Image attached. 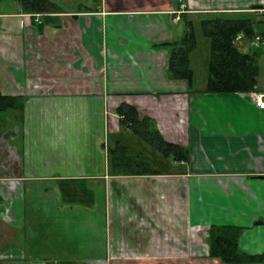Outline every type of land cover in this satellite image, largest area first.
<instances>
[{
  "label": "crops",
  "instance_id": "0c3cea01",
  "mask_svg": "<svg viewBox=\"0 0 264 264\" xmlns=\"http://www.w3.org/2000/svg\"><path fill=\"white\" fill-rule=\"evenodd\" d=\"M52 1L61 12L37 18L0 0V90L23 101L0 120V264H228L211 255L214 227L264 255V109L254 92H206L191 57V82L169 68L208 14L252 15L264 31V0ZM123 102L188 147L189 162L111 175L116 134L148 148L122 128ZM70 181L93 202H66Z\"/></svg>",
  "mask_w": 264,
  "mask_h": 264
},
{
  "label": "trees",
  "instance_id": "16d2710c",
  "mask_svg": "<svg viewBox=\"0 0 264 264\" xmlns=\"http://www.w3.org/2000/svg\"><path fill=\"white\" fill-rule=\"evenodd\" d=\"M20 10L31 15L40 14L48 17L61 12V8L52 0H15ZM252 16V15H251ZM250 15L229 17L226 14H208L201 20L203 31L211 39L206 92L209 93H248L258 91L261 72L263 43L253 45L255 36L264 31L256 28L255 20ZM243 35L249 40L248 51H242L235 38ZM196 47L195 32L190 28L176 44L170 58V72L173 76L193 79L190 65V53ZM19 97L4 95L0 90V112L22 108ZM122 128L130 130L146 148H133L122 140V134L115 135L108 146V170L111 175H154L171 173V161L188 163V147L169 141L159 131L154 120L149 116H140L136 106L126 102L116 108ZM159 155L160 157H158ZM63 197L68 203L91 204L93 194L80 181H70L63 186ZM239 230L230 227H214L211 231L210 250L213 257H218L228 264L264 263V255H252L240 250Z\"/></svg>",
  "mask_w": 264,
  "mask_h": 264
},
{
  "label": "rangeland",
  "instance_id": "374dc122",
  "mask_svg": "<svg viewBox=\"0 0 264 264\" xmlns=\"http://www.w3.org/2000/svg\"><path fill=\"white\" fill-rule=\"evenodd\" d=\"M3 8L5 9V7H3ZM253 18L255 20H257L255 16H253ZM258 21L259 20H257L255 22L256 28L261 27V24L258 23ZM182 24H185V23H182ZM194 32H195V39H196V47L193 50V52L191 53L190 57H191V63L193 65V69L195 71V75L197 76V78L199 77L202 80L204 77L207 76L206 72H208V69H209V60H210V55H211V39L205 35L200 22L197 23L196 30ZM238 44L241 48H244L245 50H247L248 45H249V40L246 38L245 40L239 42ZM5 116H6V112L1 111L0 112V120L1 121L4 120ZM6 119H8V118L6 117ZM1 130H3V131H1ZM0 131L3 132L2 134L4 135L5 132H7L8 130H6V128L4 126L2 129H0ZM4 140L5 139L1 138V141H4ZM6 153L7 152H5V154ZM1 230H3L2 227H0V231ZM5 232L3 231V233H5ZM196 264H202V262L196 261Z\"/></svg>",
  "mask_w": 264,
  "mask_h": 264
},
{
  "label": "built area",
  "instance_id": "2783aa9c",
  "mask_svg": "<svg viewBox=\"0 0 264 264\" xmlns=\"http://www.w3.org/2000/svg\"><path fill=\"white\" fill-rule=\"evenodd\" d=\"M37 18L40 17L41 15L40 14H36L35 15ZM38 20V19H37ZM39 23H41V20L39 19L38 20ZM243 38V35H238L236 38H235V41H240L241 39ZM264 43V37L262 35L260 36H255L251 43L253 45H259V43ZM254 99H255V102L257 104V106H259L260 108L264 109V93H254Z\"/></svg>",
  "mask_w": 264,
  "mask_h": 264
}]
</instances>
